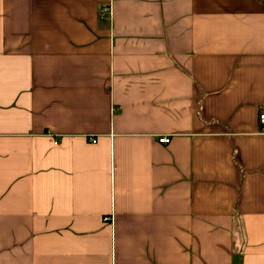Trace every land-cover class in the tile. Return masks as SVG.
I'll return each mask as SVG.
<instances>
[{
  "label": "crops",
  "instance_id": "0c3cea01",
  "mask_svg": "<svg viewBox=\"0 0 264 264\" xmlns=\"http://www.w3.org/2000/svg\"><path fill=\"white\" fill-rule=\"evenodd\" d=\"M262 105L264 0H0V264H264Z\"/></svg>",
  "mask_w": 264,
  "mask_h": 264
},
{
  "label": "built area",
  "instance_id": "2783aa9c",
  "mask_svg": "<svg viewBox=\"0 0 264 264\" xmlns=\"http://www.w3.org/2000/svg\"><path fill=\"white\" fill-rule=\"evenodd\" d=\"M106 13H109V8L102 7L100 9V14L101 15H104ZM258 120H259V123L260 124L264 125V105H262L260 107L259 111H258ZM158 141L161 142V143H166L168 141V137L167 136H160L158 138ZM90 142H95V139H91ZM104 219H107V218H104Z\"/></svg>",
  "mask_w": 264,
  "mask_h": 264
}]
</instances>
